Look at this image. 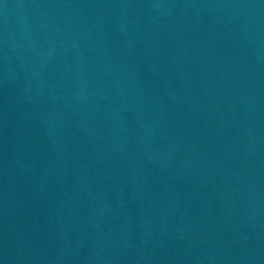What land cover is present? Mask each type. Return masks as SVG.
I'll return each mask as SVG.
<instances>
[{
    "label": "water",
    "instance_id": "1",
    "mask_svg": "<svg viewBox=\"0 0 264 264\" xmlns=\"http://www.w3.org/2000/svg\"><path fill=\"white\" fill-rule=\"evenodd\" d=\"M0 264H264V0H0Z\"/></svg>",
    "mask_w": 264,
    "mask_h": 264
}]
</instances>
